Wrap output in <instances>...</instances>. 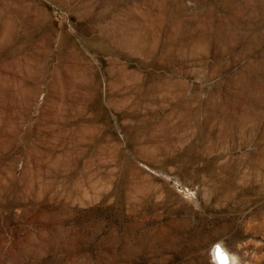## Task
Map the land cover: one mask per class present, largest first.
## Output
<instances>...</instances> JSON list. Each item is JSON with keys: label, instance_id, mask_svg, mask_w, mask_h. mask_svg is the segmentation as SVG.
I'll return each mask as SVG.
<instances>
[{"label": "rangeland", "instance_id": "obj_1", "mask_svg": "<svg viewBox=\"0 0 264 264\" xmlns=\"http://www.w3.org/2000/svg\"><path fill=\"white\" fill-rule=\"evenodd\" d=\"M218 250L264 264V0H0V264Z\"/></svg>", "mask_w": 264, "mask_h": 264}, {"label": "bare ground", "instance_id": "obj_2", "mask_svg": "<svg viewBox=\"0 0 264 264\" xmlns=\"http://www.w3.org/2000/svg\"><path fill=\"white\" fill-rule=\"evenodd\" d=\"M217 252V251H216ZM215 251L213 252L214 254L216 253ZM216 255V254H215ZM217 255H218V257H219V262L221 263V264H227L228 262H227V257H226V255L223 253V251L222 250H218V253H217Z\"/></svg>", "mask_w": 264, "mask_h": 264}]
</instances>
